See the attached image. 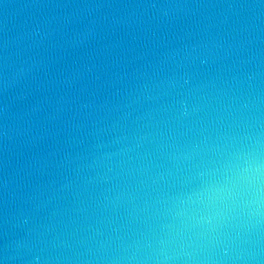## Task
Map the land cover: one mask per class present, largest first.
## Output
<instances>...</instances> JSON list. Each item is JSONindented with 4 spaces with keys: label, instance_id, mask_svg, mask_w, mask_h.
<instances>
[{
    "label": "water",
    "instance_id": "95a60500",
    "mask_svg": "<svg viewBox=\"0 0 264 264\" xmlns=\"http://www.w3.org/2000/svg\"><path fill=\"white\" fill-rule=\"evenodd\" d=\"M0 264H264V0H0Z\"/></svg>",
    "mask_w": 264,
    "mask_h": 264
}]
</instances>
